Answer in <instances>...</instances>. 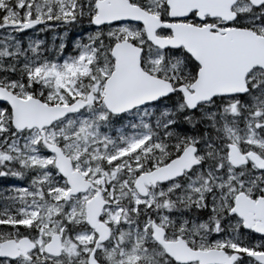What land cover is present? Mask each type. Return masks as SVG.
I'll return each instance as SVG.
<instances>
[{
  "label": "snow or ice",
  "instance_id": "1",
  "mask_svg": "<svg viewBox=\"0 0 264 264\" xmlns=\"http://www.w3.org/2000/svg\"><path fill=\"white\" fill-rule=\"evenodd\" d=\"M0 178V264H264V0H0Z\"/></svg>",
  "mask_w": 264,
  "mask_h": 264
},
{
  "label": "rangeland",
  "instance_id": "2",
  "mask_svg": "<svg viewBox=\"0 0 264 264\" xmlns=\"http://www.w3.org/2000/svg\"><path fill=\"white\" fill-rule=\"evenodd\" d=\"M44 38L46 39L47 42H50V40H51V37L50 36H45ZM12 182H14V181H12L10 178H0V187H4L8 183H12Z\"/></svg>",
  "mask_w": 264,
  "mask_h": 264
},
{
  "label": "trees",
  "instance_id": "3",
  "mask_svg": "<svg viewBox=\"0 0 264 264\" xmlns=\"http://www.w3.org/2000/svg\"><path fill=\"white\" fill-rule=\"evenodd\" d=\"M6 185V184H5Z\"/></svg>",
  "mask_w": 264,
  "mask_h": 264
}]
</instances>
